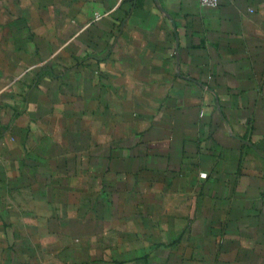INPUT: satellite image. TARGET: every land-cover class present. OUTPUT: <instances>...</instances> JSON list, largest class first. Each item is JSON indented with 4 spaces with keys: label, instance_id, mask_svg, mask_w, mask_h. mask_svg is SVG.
<instances>
[{
    "label": "crops",
    "instance_id": "1",
    "mask_svg": "<svg viewBox=\"0 0 264 264\" xmlns=\"http://www.w3.org/2000/svg\"><path fill=\"white\" fill-rule=\"evenodd\" d=\"M0 264H264V0H0Z\"/></svg>",
    "mask_w": 264,
    "mask_h": 264
},
{
    "label": "built area",
    "instance_id": "2",
    "mask_svg": "<svg viewBox=\"0 0 264 264\" xmlns=\"http://www.w3.org/2000/svg\"><path fill=\"white\" fill-rule=\"evenodd\" d=\"M219 1L220 0H199V3L202 6L214 8V7H217L219 5Z\"/></svg>",
    "mask_w": 264,
    "mask_h": 264
}]
</instances>
